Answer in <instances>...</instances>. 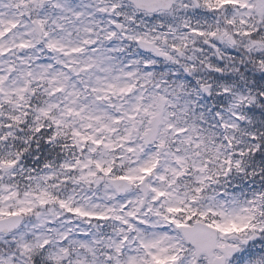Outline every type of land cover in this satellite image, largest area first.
<instances>
[{"label":"snow or ice","instance_id":"obj_1","mask_svg":"<svg viewBox=\"0 0 264 264\" xmlns=\"http://www.w3.org/2000/svg\"><path fill=\"white\" fill-rule=\"evenodd\" d=\"M0 264H264V0H0Z\"/></svg>","mask_w":264,"mask_h":264}]
</instances>
